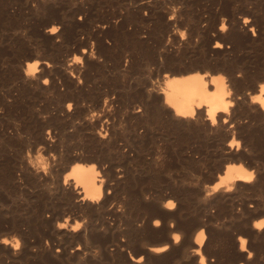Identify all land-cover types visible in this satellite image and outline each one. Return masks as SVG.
Wrapping results in <instances>:
<instances>
[{"label": "bare ground", "instance_id": "1", "mask_svg": "<svg viewBox=\"0 0 264 264\" xmlns=\"http://www.w3.org/2000/svg\"><path fill=\"white\" fill-rule=\"evenodd\" d=\"M0 77V264H264V0H0Z\"/></svg>", "mask_w": 264, "mask_h": 264}, {"label": "rangeland", "instance_id": "2", "mask_svg": "<svg viewBox=\"0 0 264 264\" xmlns=\"http://www.w3.org/2000/svg\"><path fill=\"white\" fill-rule=\"evenodd\" d=\"M24 20H25V19H23V21L20 22V24L22 25V27L20 26L19 29H20V30L23 29V30H21V31H23L25 34L29 35V37L31 36V37H30V39H31L32 37H34L33 34L31 35V33H33V31H32V30H29V29L26 30V28H27L26 26H29V25H28L29 22H27V21L25 20V23H24ZM30 22H31V21H30ZM23 24H25V25L23 26ZM28 28H29V27H28ZM19 29H18V30H19ZM26 31H27V32H26ZM29 31H30V32H29ZM31 31H32V32H31ZM29 33H30V34H29ZM22 49H23V48H22ZM25 49H26V48H25ZM9 53H10V54H8V53H5V54H4V57H5L8 61H9V58H11V59H12V57L14 58V56H13V55H14V52H9ZM12 54H13V55H12ZM6 56H8V58H7ZM10 56H11V57H10ZM16 56H17V52H16ZM107 64H110V62L108 61ZM111 69H112V68H111ZM111 69L108 68V67L106 68V71L108 72V74H110L109 77H111V75L113 74V72L110 71ZM113 70H114V69H113ZM113 70H112V71H113ZM110 72H111V73H110ZM100 73H101V74H100ZM96 74H97V75L100 74V75L97 76V77H98L97 79H99L98 81H100V79H104V78H103V74H102L101 71L97 72ZM137 74H138V73H135L134 76L137 75ZM100 76H101L102 78H101ZM111 78H113V77H111ZM0 79H1V77H0ZM103 81H104V80H101V82H103ZM107 81H108V79H107ZM0 83L2 84V85L0 84V86H1V87L3 86L2 88H6V87H8V86L10 85V83H9L8 81H6L5 79H3V78H2V80H0ZM98 84H99V82H98ZM39 101H40V100H39ZM41 101H42V100H41ZM15 110H16V111H15ZM15 110H14L15 112L12 110L11 113H8V114L5 115V118L7 119L6 121H9V120H10V121H9L10 123H13V122H14V123H16V124H20L21 121H20L19 114H18V112H17L18 109H15ZM13 112H14V113H13ZM12 115H13V116H12ZM16 117H17V118H16ZM15 147H16V146H15ZM12 149H13V148H12Z\"/></svg>", "mask_w": 264, "mask_h": 264}, {"label": "clouds", "instance_id": "3", "mask_svg": "<svg viewBox=\"0 0 264 264\" xmlns=\"http://www.w3.org/2000/svg\"><path fill=\"white\" fill-rule=\"evenodd\" d=\"M245 21H247V20H245ZM56 30H57V29L54 28V31H52V32L54 33ZM181 36H183V33H181ZM216 46H219V45L217 44ZM32 65H34V64H30L28 67H30V66H32ZM43 83H44V84H48V80L45 79V80L43 81ZM262 91H264V89H262ZM226 95H228V93L222 91L221 100H223V96H226ZM70 105H71V104L68 105L69 110L71 109V107H69ZM221 107L224 109L225 112H227V105H226V104H222ZM189 114H190V113H189ZM233 143H235V141H233ZM244 179L251 180V179H252V174L249 173L246 177H244ZM98 196H99V190H97V195H94V196L92 197V199L95 200V199L98 198ZM171 207H172V206L169 205V208H171ZM79 226H80L79 224L76 225L77 228H78ZM60 227H63V225H60ZM3 242L6 243V244L8 243L7 240H5V241H3ZM12 246H13V248L18 249L19 246H20V245H19V241L16 240L15 243H13ZM57 251H59V249H57ZM248 256H249V258H251L252 253L249 252V253H248Z\"/></svg>", "mask_w": 264, "mask_h": 264}, {"label": "snow or ice", "instance_id": "4", "mask_svg": "<svg viewBox=\"0 0 264 264\" xmlns=\"http://www.w3.org/2000/svg\"><path fill=\"white\" fill-rule=\"evenodd\" d=\"M245 23H248V21H245ZM51 31H54V28H52ZM77 59H79V57H77ZM35 67H36V66H35V64H34V65H32V66L29 67V70H30V71L35 70ZM195 78H198V79H200V80H203V77H195ZM190 79H193V77H190ZM261 89H264V85H261ZM253 99H254V100L259 99V97H253ZM262 104H264V102H262ZM69 107H72V106L70 105ZM215 111H216L215 108L211 109V110L209 111V116H213L214 113H215ZM189 113H190V114H189ZM178 114H179V115H182V116H188V115H192V112H191V111H187V112L179 111ZM213 123H215V120H213ZM217 187H218V186H217ZM169 205L172 206L171 202H169ZM169 205H168V207H169ZM157 223H158V222H157ZM257 226L259 227V225H257ZM177 239H178V238H177ZM198 239H203V232H201V233L199 234ZM241 247H243V241H241ZM202 264H203V262H202Z\"/></svg>", "mask_w": 264, "mask_h": 264}]
</instances>
